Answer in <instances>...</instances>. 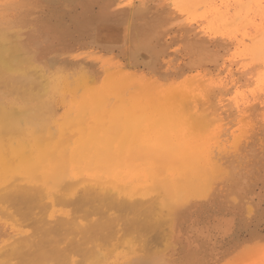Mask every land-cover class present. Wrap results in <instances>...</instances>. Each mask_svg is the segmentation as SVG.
Wrapping results in <instances>:
<instances>
[{
  "label": "bare ground",
  "instance_id": "obj_1",
  "mask_svg": "<svg viewBox=\"0 0 264 264\" xmlns=\"http://www.w3.org/2000/svg\"><path fill=\"white\" fill-rule=\"evenodd\" d=\"M139 1L138 5H135L134 2L130 1L126 3L125 0H0V180H6L11 174L13 175V173L16 172V175L17 173L22 175V179H19V174L17 177L13 176L16 178V181L19 179L21 182H23V180H25V182L27 180L34 182V180L39 181V179H41L43 182H50L57 186L62 183L64 179H68L66 175L68 171L70 172L68 169L70 167L72 170H75V172L71 182H69L70 180L65 182V184H68L69 191L66 192L67 190H64L67 188H64L63 183L64 189L60 188V191L62 189L65 192L61 191L60 194L62 195L56 194L55 187L54 192L56 195H60L59 200L74 205L73 208L77 210L80 209V212L81 209L86 211L90 209L92 212L102 214L100 218H97V215L95 218L92 217L93 219L87 220V223H82V220L80 222L78 217L75 216L77 213L73 212L74 216L68 214L62 217L60 215V217L58 216L56 219H53L54 216L52 215L49 219H40V223L37 221L39 224L36 226L37 228H35L37 230V234L35 235L37 237L34 236L35 240L32 239L31 235H28L30 233H27L28 228H26L27 235H25L24 238L17 240L15 243L11 241L13 245L11 247L9 245V249L5 250L3 248L5 251H0V255L3 254L2 256L5 258L14 256L15 258H19L24 264H52L54 261L58 262V264H70L72 260L75 259L71 253H79L82 259L86 261L90 258L95 259L96 250L91 247H86L87 245L85 246L84 243H90L95 239L97 241L99 239H104L106 241V239L118 233V230L122 231V226L120 229L117 228L116 221L119 224V216L117 215L123 214L124 212L135 214L127 221L126 230L129 233L130 231L140 232L143 229H157V235L159 237L163 236L164 240L167 238L172 250H170L171 252L169 251L171 253L170 255L163 254L165 250L170 248L169 246L168 249L162 252V255L149 248H146V250L144 249V251L141 250V252L138 250V252L134 251V249L130 251L132 252L131 255H121L123 258L122 264H217L223 256L227 258V255H229V257H231V254H234L233 252H235L236 249L238 250L239 248V250L241 249L242 251L245 246H247V241L245 243L242 241L245 239H240V225L237 221L242 222L243 227V223H246L247 218L252 219L257 216L261 210H264V168L254 174L247 171L246 164L242 163L241 170L237 174L230 170L226 172L227 176L232 174V176L234 175L236 178H226L227 176H225L226 180H224L221 178L222 176L219 177L225 181L224 187L214 192H212V190H214L212 189L209 191L211 192L210 194L208 192L209 195L207 194L208 197L205 199L192 200L190 197L193 195L191 194L192 188L194 186V188H196V186L204 183L209 174L212 177L218 175L223 169L227 170L225 169L227 168L225 167L226 161L222 162L221 159H215L214 153L220 147L219 144L214 143V139L216 135H218V132L215 130V132L210 134V130L212 128V130H214L215 127H220V123L226 118V110L229 108L226 107L227 109L224 110V107L227 106L228 103H224L223 100L222 102L225 106L223 104H217L216 99L215 102H213L214 92H223L229 87L231 90V87L238 86L240 82V76L238 77L239 73L237 74L233 70V64L231 65L233 69L229 67L231 59L225 57L229 52L227 47L234 44L235 39L238 40L240 45L242 44L244 46L243 50L247 53H258L264 57V0H175L177 5L186 12H192L194 8H205V10H203V12L205 11L204 15L203 13L200 14L203 18L205 17L210 21V25H206L214 29L217 34L219 33V35L230 39L229 44L227 43L226 45L223 43V40L222 42L219 39L212 42L208 33L209 31L204 29L196 30L193 26V21L197 18L188 21L184 17L171 16L168 14L169 12H166L167 10H163L164 7L159 11L157 7V2L159 0ZM222 25H231V27L234 26L235 28L228 30ZM238 37H240L242 43H240ZM110 68L113 69V72L118 74L119 77L117 78H119V82L126 81L123 83L126 84L124 85L126 88L119 86V89L122 88L121 90L123 92L121 93L118 91V93L121 94L120 96L123 97V95H126L128 91L126 89H131L132 86L133 88L131 90H135V87L138 86L139 88L137 87V89L142 91H139L140 102H136V100V104L129 100V103L133 104V110L136 109L135 111L138 114L140 110L141 113L144 112L142 116H145V112L147 113L149 109L161 110L162 113L163 111H169V115H171V113L174 114V118L170 116L173 120L169 124L166 134L156 137V142H154L153 145H148L146 143L151 151L146 150L142 154H139L141 158L137 160L136 166L133 160L135 158H129L133 160H131L132 163L130 164L133 165L134 163L135 167L134 169L128 168L125 171L122 178L124 182L121 183L122 189H120L119 186L117 188L112 187L113 184L111 182L114 183L115 181L109 179L110 182L108 178H106L107 182L109 181L112 185H109L110 187L104 185L103 181L106 182L104 179L101 181L102 183L97 179L98 183L96 184L97 181H94L92 175H89L88 179L84 177L83 179L79 178L84 174L80 171H88L89 167L91 168L92 166L91 164L96 160L95 157H100L102 153L105 154L104 161L107 160L103 166L108 165L110 163L109 160H113L116 157L118 158V155L113 157V159L108 158L111 152L116 154L114 150L111 151L110 154L107 149V153L104 150L105 153L102 151L100 156L96 154L100 152L101 146L99 149L97 146L99 142L94 146L90 140V136L96 133L93 132L96 126L94 124H100V126H102L101 124L104 123V121H102L103 118L98 121V117H100L101 114L103 115L104 112L106 115L111 111L115 112L121 109L122 113H124L123 109H127L128 112L131 110L132 114L134 112L130 107L131 105L128 103L126 104L124 101L128 96H124V99L120 97L121 100L118 97L119 99L116 100V102L120 100L121 105L118 103L115 104V101L113 102L114 97L108 96V93L110 94L113 92L107 91L108 89L106 91L103 89L106 85H104L103 88L96 89L89 87L90 83L91 85L97 83L96 79L102 74L100 73L102 69H106L110 72ZM67 69L76 70V72L80 70L81 76L89 81L87 82L89 84L85 87L89 89V91H86L89 100L87 101L88 105L84 107L80 102H77V96H80L78 93V95H73L76 99L70 101L69 113L76 115L82 113L81 119L78 117L79 119L75 121L76 123L72 120L73 123H75L74 126H76L75 129L73 128L74 130H71L73 124H69L70 127H68L67 124H64V127H53V125H51L50 119L54 120L52 116H54L56 106L53 103L52 107L51 100H44L43 95V93L45 94L48 88H50L48 84L52 83L53 86H58L55 82L56 79L61 78V81L64 80L69 84L65 78L67 74L63 75ZM129 69H131L132 72H130ZM145 70H147L148 73L152 72L156 78L152 80L149 77L147 78L146 75L144 77V75L138 73ZM147 71L145 73H147ZM113 72L111 73L114 75ZM71 76L74 75L71 74L70 78ZM176 76L184 79L179 86H176V82L174 83V81V84L164 83L165 81L177 79ZM40 77L43 79L45 78V83L48 81V84H43V87H41V82L44 80L39 79ZM80 80L79 78V81ZM111 81L114 82V79L112 78ZM114 83L116 85V80ZM127 83L130 86H128ZM261 83L264 84V73L261 76ZM71 84H73V82ZM45 85L48 86L46 87ZM36 87L42 89L46 87V91H43L40 95L36 92ZM113 88L115 87L113 86ZM79 89L81 91V88ZM116 89L118 88L116 87ZM205 90L209 91L208 94L203 93ZM212 91L214 92L212 93ZM135 92L132 91L130 94L134 96L133 94H136ZM128 93L129 92H127V94ZM136 95L134 96L135 98H137ZM207 95H209L210 100L207 98ZM252 95L256 97H254V102L252 104L250 103V107L253 108L255 106L256 108L259 102L258 100L262 99L264 93L262 92L261 96L255 95V93ZM247 96L250 97L248 94ZM163 98L170 99V103L167 104L162 102L161 99ZM225 100L226 99H224V101ZM232 100L233 99H231V101ZM123 103L130 105L128 106L130 109L128 107L121 108L123 107ZM134 103L136 105H134ZM250 104L248 103L247 106ZM236 105L239 107L238 101ZM149 112L151 113V111ZM129 113L131 114V112ZM128 114L127 119L131 117L130 120H133L132 117H135V114L133 116L129 114V117ZM256 114L259 115V113ZM105 115L103 116L105 117ZM119 115L118 118L120 119L124 114L121 115L120 113ZM139 115L141 116V114ZM261 115L263 116L264 113ZM107 116L108 115H106V118ZM110 117L113 118V116ZM145 120L146 119H143V121ZM116 121L119 120L116 118ZM120 121H123L125 124L123 119ZM140 121H138V123L141 125L142 121ZM54 122L55 121L52 123ZM119 123L120 122H117L115 124H118L120 129L123 128V123ZM129 123L132 125L131 122ZM129 123L127 122V124ZM104 124L102 128H104ZM130 124L126 126L131 127ZM148 124H150V122ZM159 124L162 123L159 122ZM133 125L132 127H134ZM132 127L131 129H133ZM99 128H97V135H94L91 139H96L95 136H99ZM159 128L161 127L159 126ZM135 129L137 128L135 127ZM138 129L140 131L142 130L140 126ZM128 130L129 135L132 130H130V128H128ZM188 130H192V133H189ZM94 131H96V128ZM116 131H118V134L122 132V130L119 132V129ZM140 131H137V134H135H140ZM107 132L108 131H106V133ZM173 132L172 140L170 134ZM118 134L114 136L119 137ZM60 135H65L64 137L68 142V146L63 140L56 139ZM102 135L104 139H106V134ZM107 135L111 134L107 133ZM260 135L263 137L262 134ZM129 136L125 138L128 139ZM139 136L140 135L137 137ZM100 137L102 138L101 134ZM117 137L115 140H117ZM137 137L135 136L134 139ZM247 137L248 136H246V138ZM98 139L99 138H97V141H99ZM134 139L133 143H135ZM100 140L103 143L108 139L105 141L103 139ZM109 140L113 141L111 138ZM146 140L148 139L146 138ZM108 141L106 142L108 143ZM138 141L137 138L136 142ZM245 141L248 143L247 140ZM257 143H259V141ZM91 144H93V146ZM109 144L110 146L113 145L112 142H109ZM237 144H239V141ZM145 145L144 147L143 144L141 146L139 145L140 149L138 146L137 148L141 150L142 147H147ZM122 147L123 149L121 148L119 150H125V146ZM239 147L237 148L239 149ZM257 148L260 147L258 146ZM133 149L134 147L131 148V152L135 151ZM126 152L127 151H125V153ZM123 153L122 151L120 152V157ZM233 156L235 157V155ZM238 156L239 155H237V157ZM103 157L104 156H101V158ZM123 158V160H125V157ZM100 159L99 161H103ZM123 160L121 163H123ZM238 161L236 160L237 163H241ZM125 162H127V160ZM113 164H109L108 167H111ZM251 165L254 166L255 164H250L249 166ZM64 168L67 169V173H65ZM95 168H97V166H95ZM115 168L113 167L112 169ZM232 168L234 167L232 166ZM105 169L106 171L108 170L107 168ZM91 172L93 173V171ZM97 176L98 173L96 177ZM19 180L17 183L15 181L16 184L12 181V186L8 187L10 189L5 188V190L0 187V190H5L0 192V201L18 205L24 215L31 214L35 208V212L37 213V207L41 209L46 208L47 203L44 202V198H49L48 195L50 192H47V189H45V192V190L40 187L43 184L41 185L39 182L38 185L40 186L37 184L33 186L32 183L29 185L28 182V184H20ZM85 182L88 183V185L83 186ZM118 182L120 181L118 180ZM94 184L98 186L96 187ZM80 185L82 186L81 188H79ZM217 185L218 184H216V186ZM127 186L129 188L131 186L133 189H128ZM147 189H150L148 192L149 194L154 192L155 195H151L149 198L144 197L146 194L144 191ZM195 190L193 191L195 192ZM54 192L52 196H54ZM137 194L143 197H136L135 199L134 196ZM233 195L235 196L232 197ZM3 204L2 206L5 207ZM49 204L50 206L54 205L51 202H49ZM59 204L60 202L58 204L55 203L56 206ZM72 205L70 206L72 207ZM245 205H248V208H246L248 212L247 217L242 213ZM11 208L12 206L10 210ZM165 208L166 210H164ZM112 209L113 213L114 209L123 213L117 212L118 214L116 213L115 215L110 212ZM7 211L9 210H6V212ZM12 211H14V209ZM17 212H19V210ZM45 213L46 212H44V217L46 218L45 215L49 214ZM72 213L70 212L71 215H73ZM13 214L14 213H12L11 217H13ZM41 214L42 212L39 215ZM6 215L7 213L5 217ZM262 215H264V211ZM31 218L33 217L31 216ZM9 219L11 218H8V220ZM17 220L19 221V218ZM17 220L13 219L12 221L17 222ZM23 220L25 221V219ZM21 221L22 219H20L19 223ZM84 221L86 220L84 219ZM21 223H23V221ZM262 223L264 224V219ZM10 225L13 224L11 223ZM162 227L164 228L161 229ZM72 233L81 234V238L84 241L80 242L78 238H76L77 241L75 240V242L71 243L70 248L61 246L63 241L71 240L68 239L67 236ZM130 235L126 236L129 237ZM259 236L260 235L256 233L257 241ZM119 237L121 238V236ZM256 238L254 241H256ZM10 239L11 238H9V240ZM97 241L94 242L93 246H95V243L97 244ZM122 243L123 241L120 245ZM244 243V248H240ZM120 245L117 244L116 247H120ZM250 245L252 244L250 243ZM255 245L257 246H251L253 248L255 247V250L257 248V251H259L256 252L257 256H255L261 258L260 255L263 253L261 249L263 248L259 246L260 250H258V244L255 243ZM90 246H92V244ZM99 246L103 247V244ZM26 248L28 249L26 250ZM101 249H98V251H102ZM111 250L113 249L111 248ZM179 250L181 255L175 257ZM252 255L253 253L250 256ZM262 256H264V253ZM99 257H101V254ZM96 260H90L89 262L94 263ZM258 261L259 259H257V264ZM9 263L10 262L7 264Z\"/></svg>",
  "mask_w": 264,
  "mask_h": 264
},
{
  "label": "rangeland",
  "instance_id": "obj_2",
  "mask_svg": "<svg viewBox=\"0 0 264 264\" xmlns=\"http://www.w3.org/2000/svg\"><path fill=\"white\" fill-rule=\"evenodd\" d=\"M134 2L135 3V5H138V3L140 2L139 0H125V2L126 3H128V2ZM175 0H159L158 2H157V7L159 8V11L160 10H162V8H163V10H167L166 12H169L168 14L169 15H171V16H179V17H184V18H186L188 21H191V20H194L193 18H197L196 20H194L193 21V26L196 28V30H200V29H204V30H206V31H209L208 33H209V36L211 37V41L212 42H215L216 40H223L222 42L226 45L227 43L229 44V42H230V39H228V38H225L224 36H222V35H219V33L217 34L216 32H215V30L214 29H212V28H210V26H207V25H210V21H208L205 17L203 18L202 17V15L200 14V13H203V15H204V12H203V10H205V8H202V7H200V9L199 8H194L193 10H192V12H186V11H184L183 9H181L178 5H177V3L175 2ZM161 4V5H160ZM163 4V5H162ZM177 6H176V5ZM171 7V8H170ZM179 7V8H178ZM174 8V9H173ZM173 9V10H172ZM180 9V10H179ZM197 9H198V11H197ZM202 9V10H201ZM177 10V11H176ZM183 10V11H182ZM194 10H196V11H194ZM202 11V12H201ZM176 12H178V13H176ZM198 14H197V13ZM40 13H41V11H40ZM171 13V14H170ZM176 13V14H175ZM192 15H191V14ZM178 14V15H177ZM197 14V15H196ZM200 14V15H199ZM196 16V17H195ZM200 17V18H199ZM238 22V21H237ZM209 23V24H208ZM207 24V25H206ZM229 24H231V25H233L232 23H229ZM231 25H227V26H225V25H222L223 27H225L226 29H228V30H231V29H234L235 27L234 26H232L231 27ZM198 27V28H197ZM210 29H212V30H210ZM222 29H224V28H222ZM222 33V32H221ZM217 36V37H216ZM239 36V35H238ZM238 39L240 40V37H238ZM215 40V41H214ZM237 41V42H236ZM247 41H249V40H247ZM240 43H242L241 42V40H240ZM232 44V43H231ZM237 46V47H236ZM227 49H229V52L225 55V57L226 58H230L231 59V64H230V69H233L237 74H238V77L240 76V82L238 83V86H234V87H231V90H230V87L228 88V89H225L223 92H220V91H212V93L214 92V98H213V102H215V99H216V103L218 104H223L224 106H225V104L224 103H228L227 104V106H225L224 107V110H226L227 108H229V109H227L226 110V118H225V123H224V121H222L221 123H220V127H215L214 128V130H210V134H212L213 132H215V130H217L216 132H218V135H216V138L214 139V143L215 144H219L220 145V147L216 150V152L214 153V156H215V159H221L222 160V162H224V161H226V165H225V167H227V168H225V169H227V170H224L223 169V171H220L219 172V174L218 175H215V176H212L211 177V175L209 174L207 177H206V179H205V182L204 183H202V184H200L199 186H196V188H192V190H191V194H193L192 196H191V194H190V198H192V200H201L202 198L203 199H205L206 197H208V195L211 193V192H209V191H211L212 189H214V190H212V192H214V191H216V190H218V189H220V188H222V187H224V182L225 181H223L222 179H224V180H226V178H229V177H231L232 179H234V178H236V176H232V174H229L228 176L226 175V172L227 171H233V173H235L236 172V174L238 173V172H240V170H241V166L245 163L246 164V169H247V171H249L250 173H254V174H256L257 173V171H261L263 168H264V119H263V117H264V115L262 116L261 114L262 113H264L263 111H264V96L262 97V99H259L258 101V104L256 105V108H255V106L253 107V108H255V109H253L252 107H250L251 106V104L254 102V97H256V96H254L253 97V95L252 94H254L255 93V95H258V96H261V94H262V92L264 93V89H263V87L264 86H262V85H264L263 83H261V76L263 75V73H264V57L262 56V55H260V54H258V53H252V54H249V53H247L246 51H244L243 49H244V46L241 44H239V42H238V40L237 39H235V41H234V44H232V45H230V46H228L227 47ZM244 57V58H243ZM251 57V58H250ZM249 58V59H248ZM261 63V64H260ZM233 64V65H232ZM263 64V65H262ZM231 65H232V67H231ZM236 66V67H235ZM263 67V68H262ZM262 68V69H261ZM70 69H72V68H70ZM260 69V70H259ZM67 70H68V72H67ZM66 70V72H64V74L63 75H65V74H67V76L65 77L66 79H67V81H68V83L70 84H67L66 83V81H64V80H62L61 81V78L60 79H56V84H58V86H53V84L51 83V84H48V81L46 82L48 85H49V87L50 88H48V91L44 94L43 93V95H44V100H47V101H50L51 100V105H52V107H53V103L55 104V106H56V108H55V113H54V116H52L53 118H54V120H52V119H50L51 120V125H53V127H60V126H62V127H64L66 124L68 125V127H70L69 126V124H73L72 126H71V130H74L75 128H76V126H74V124L76 123L75 121L77 120V119H81V116H82V113L81 114H70L69 113V109H70V101L71 100H73V99H76L75 97H73V95H80V96H77L78 97V99H76L77 100V102H80L84 107H86L87 105H88V102L87 101H89L88 100V95H87V92L86 91H89V89H87V88H85L89 83H87V82H89V81H87L88 79H85L83 76H81V73H80V70H78L77 72H76V70L75 71H73V70H69V69H67ZM110 72L109 71H107L106 69H102V71L100 72V73H102L101 75H99L98 76V78L96 79V82L97 83H95V85H91V83H90V85H89V87L90 88H103L104 87V85H106L105 86V88H103V89H105V91L107 90V91H112L113 93H108V96H110V97H114L113 99V102L115 101V104L116 103H118V104H120L121 102H120V100H121V98L120 97H122V96H120L121 94L120 93H118V91L119 92H121V93H123L122 92V88L123 87H125L124 85H126V84H123L124 82H126V81H124V82H119V78H117V77H119L118 76V74L116 73V72H113V69H111L110 68ZM129 71L130 72H132V70L131 69H129ZM147 70H145V71H140V72H138L139 74H142V75H144V77H145V75H146V77L148 78H150V79H152V80H154L155 78H156V76L154 75V74H152V72H149L148 73V71H147V73H145ZM111 72H113L114 73V75L111 73ZM58 74H60V73H58ZM62 74V73H61ZM71 74H73L74 76H71V78H70V75ZM77 74V75H76ZM79 74H80V76H79ZM109 74V75H108ZM149 75H153V76H149ZM36 76V75H35ZM108 76V77H107ZM114 76V77H113ZM116 77V78H115ZM69 78V79H68ZM79 78L81 79L80 81H79ZM112 78L114 79V82H115V80H116V85H115V83L113 82V81H111L112 80ZM176 78L178 79H175V80H171V81H165L164 83H168V84H174L175 82V85L177 86H179V84H182V82L184 81V79H182L181 77L180 78H178L177 76H176ZM39 79H41V80H44L43 78H39ZM71 79V80H70ZM181 79H182V81H181ZM41 80H39V81H41ZM77 80H78V82H77ZM76 81V82H75ZM82 81V82H81ZM108 81V82H107ZM173 81H174V83H173ZM73 82V84H71ZM81 82V83H80ZM128 83H130L129 81H127ZM241 82H243V83H241ZM42 84H41V87H43V84H46L45 83V80L44 81H42L41 82ZM86 83V84H85ZM128 83H127V85H128ZM262 85H261V84ZM110 84V85H109ZM130 84H132V83H130ZM39 85H40V83H39ZM48 85H45L46 87L48 86ZM72 85V86H71ZM76 85H78V86H76ZM123 85V86H122ZM133 85V84H132ZM246 85V86H245ZM258 85V86H257ZM260 85V86H259ZM68 86V87H67ZM74 86V87H73ZM82 86H83V88H82ZM96 86H101V87H96ZM113 86L115 87V88H113ZM119 86L120 87H122V88H120L119 89ZM128 86H130V85H128ZM137 86V85H136ZM253 86V87H252ZM46 87L44 88V89H42V88H38V87H36V89H37V91L36 92H38V94H42V92L43 91H46ZM66 87V88H65ZM116 87L118 88V89H116ZM135 87V86H134ZM138 87V86H137ZM137 87H135V90H131L132 88H133V86H132V88L131 89H126V90H128L127 92H129L128 94H127V92H126V95H123V97L125 96H128V98L126 99L125 97V99H124V101L126 102V104L128 103V104H130V105H126V104H124L123 103V107H121V108H127L128 106H130L131 108H132V106H133V102H135L136 100V102H140V93H139V89H137ZM248 87H249V89H248ZM251 87V88H250ZM258 87V88H257ZM71 88V89H70ZM76 90H75V89ZM79 88H81V91H80V89ZM126 88V87H125ZM125 88H124V90H125ZM128 88H130V87H128ZM139 88V87H138ZM234 88V89H233ZM244 88V89H243ZM114 89V90H113ZM141 89V88H140ZM259 89V90H258ZM39 90H42V91H39ZM121 90V91H120ZM130 90H131V92L132 91H136L135 93L136 94H139V95H136V94H133L134 96L136 95V97L138 98H135L134 96H132V94H130L131 92H130ZM143 90V89H142ZM229 90V91H228ZM245 92H244V91ZM78 91V92H77ZM237 91V92H236ZM250 91V92H249ZM253 91V92H252ZM259 91V92H258ZM262 91V92H261ZM138 92V93H137ZM140 92H142V91H140ZM208 92L209 91H207V90H205L203 93L204 94H208ZM236 92V93H235ZM78 93V94H77ZM238 93V94H237ZM242 93V94H241ZM40 94V95H41ZM218 94V95H217ZM223 94V95H222ZM240 94V95H239ZM247 94L250 96V97H248L247 96ZM216 95H217V97H216ZM232 95V96H231ZM87 96V97H86ZM248 98H247V97ZM120 98V100L118 101V102H116V100H118L119 98ZM216 97V98H215ZM234 97V98H233ZM241 97V98H240ZM104 98V97H103ZM131 98V99H130ZM207 98L210 100V98H209V95H207ZM221 98V99H220ZM223 98V99H222ZM236 98V99H235ZM238 98V99H237ZM246 100H245V99ZM133 99V100H132ZM224 99H226L225 101H224ZM231 99H233L232 101H231ZM242 99V100H241ZM68 100V101H67ZM75 100V101H76ZM79 100V101H78ZM129 100L132 102V103H129ZM169 100L170 99H167V98H163V99H161V101L162 102H165V103H170L169 102ZM222 100H223V102H222ZM245 100V101H244ZM250 100V101H249ZM237 101H238V104H239V107L236 105V103H237ZM85 102H87V103H85ZM135 102V103H136ZM222 102V103H221ZM242 102V103H241ZM245 102V103H244ZM134 103V105H136ZM210 103V102H209ZM250 104L249 106H247V104ZM49 104V103H48ZM246 104V105H245ZM121 105V104H120ZM247 106V107H245V106ZM126 106V107H125ZM234 106H236V107H234ZM259 106V107H258ZM227 107V108H226ZM129 108V107H128ZM231 108H232V110H231ZM234 108V109H233ZM258 108V109H257ZM261 108V109H260ZM130 109V108H129ZM66 110V111H65ZM132 110H133V108H132ZM136 109H134L133 111V114H132V111L130 110L129 112H131V114H132V116L135 114V117L133 118L132 117V119L133 120H130L131 119V117H129L131 114L128 112V110L127 109H123V112L124 113H122V109L121 110H117V111H115V112H110L109 114H106V115H108L109 116V118H108V116H107V118H106V115H105V112H104V114L103 115H105V117L101 114V116L100 117H98V121H100L101 120V118H103V120L102 121H104V128H102V126H103V124H101L102 126H100V124L98 125V124H94V125H96L95 126V128H96V131H94L95 130V128H94V130H93V132H96V133H93V135H91L90 136V140H91V142L94 144V146H95V144L97 145L98 144V142H99V144L97 145L98 146V148L100 149V146H101V149H100V152L99 153H96V154H99V156L101 155V153H102V151L105 153V151H106V153H107V150H108V152H109V154H110V152L111 151H113L114 150V152H116V154H114L113 152H111V155L108 157V158H112L113 159V157H115V156H117L118 155V158L116 157L115 159H113V160H109L110 161V163H109V161H108V163L109 164H113V162H114V166L113 165H111V167H110V169H109V167H108V165H106V166H103L104 164H105V162L107 161L106 159V161H104V158H105V154H103L102 153V155L101 156H104L103 158H101V156L100 157H95L96 158V160H94V162L91 164L92 166H91V168L89 167V170L88 171H86V170H81L80 172L81 173H84V174H82V176L81 177H79L80 179L82 178L83 179V177L84 178H87L88 179V177H89V175H92L93 176V178H94V181H97V179H98V181H100V183H102L101 181L104 179V180H106V182L105 181H103L104 182V185L105 186H109V185H111V183L113 184V186L112 187H114V188H117L118 186H119V188L120 189H122V182H124L123 181V175L125 174V171L129 168V169H134V167L137 165V160H139L140 158H141V156L139 155V154H142L144 151H151V149H150V147L148 146V145H153L154 144V142H156V137H158V136H160V135H163V134H166V132H167V129H168V127H169V124L171 123V121L173 120V118H174V114L173 113H171V115H169L170 114V112L169 111H163V113H162V111L161 110H153V109H149V110H147V113L145 112V116H142V114L144 113H141V111L139 110V109H137V110H139L138 112H140L139 114H141V116L135 111ZM239 110V111H238ZM244 110V111H243ZM251 110V111H250ZM256 110V111H255ZM85 111H87V110H85ZM126 111V112H125ZM149 111H151V113H153V114H151ZM236 111V112H235ZM116 112H117V114H116ZM157 112V113H156ZM160 112V113H159ZM231 112V113H230ZM232 112H233V114H232ZM244 112V113H243ZM247 112V113H246ZM249 112V113H248ZM252 112V113H251ZM260 112H261V114H260ZM121 113V115H123V116H121V118L125 121V124H124V122L122 121H120V120H122L121 118L119 119L118 117L120 116L119 114ZM130 115H129V114ZM149 113V114H148ZM243 113V114H242ZM256 113H259V115H257ZM125 114H126V116H125ZM127 114H128V117H129V119H127ZM137 114H138V116H137ZM151 114V115H150ZM156 114V115H155ZM158 114V115H157ZM166 114H167V117H166ZM231 114V115H230ZM237 116H236V115ZM116 115V116H115ZM163 115H164V117H163ZM236 116V118H235V116ZM239 115V116H238ZM75 116V117H74ZM110 116H113V118L112 117H110ZM115 116V117H114ZM152 116V117H151ZM170 116H172V117H170ZM257 116V117H256ZM79 117V118H78ZM137 117V118H136ZM142 117H144V118H142ZM150 117H151V119H150ZM154 117H157V118H154ZM248 117V118H247ZM260 117H262V118H260ZM68 118V119H67ZM115 118V119H114ZM116 118H117V120H119V121H116ZM162 118H163V120H162ZM239 118V119H238ZM245 118V119H244ZM251 118V119H250ZM260 120H258V119ZM67 119V120H66ZM70 119H71V122H70ZM106 119H108V120H106ZM114 119V120H113ZM143 119H146L145 121H143ZM252 119H253V122H252ZM255 119V120H254ZM69 120V121H68ZM75 122V123H73V121ZM142 121V123H141V125L138 123V121ZM149 120H151V121H149ZM155 120V121H154ZM53 121H55L54 123H52ZM105 121H107V122H105ZM108 121H109V124H108ZM111 121H113V122H111ZM140 121V122H141ZM164 121V122H163ZM256 121H257V123H256ZM68 122V123H67ZM110 122H111V124H110ZM117 122H120L119 124H121V123H123V125H122V127L123 128H119L118 127V124H115V123H117ZM127 122L129 123V122H131L132 123V125H133V123H134V127H132V125L130 124V126L133 128V129H131V127H128V126H126V125H129V124H127ZM144 122V123H143ZM150 122V124H148ZM154 122V123H153ZM159 122H161L162 124H159ZM242 122V123H241ZM58 123V124H57ZM106 123H107V125L109 126H107L106 125ZM139 125H138V124ZM152 123V124H151ZM236 123V124H235ZM263 123V124H262ZM65 124V125H64ZM138 126H137V125ZM143 124V125H142ZM223 124V125H222ZM252 124H253V126H252ZM258 124H259V126H258ZM97 125H98V127H97ZM106 125V126H105ZM112 126V127H111ZM113 126H115V127H113ZM139 126L141 127V131L138 129L139 128ZM145 126V127H144ZM154 126V127H153ZM159 126L161 127V128H159ZM222 126H224V127H222ZM236 126V127H235ZM249 126V127H248ZM257 126V127H256ZM260 126H261V128H260ZM263 126V127H262ZM101 129H100V128ZM112 128V130H111V128ZM118 127V128H117ZM135 127L137 128V129H135ZM144 127V128H143ZM150 127H151V129H150ZM155 127H156V129H155ZM222 127V128H221ZM232 127V128H231ZM253 127V128H252ZM255 127V128H254ZM74 128V129H73ZM97 128H99V136L97 137V136H95L96 137V139L95 138H93V139H91L94 135H97ZM110 128V129H109ZM115 128V129H114ZM119 129L120 131L119 132H121V130H122V132L121 133H119L118 134V131H116L117 129ZM128 128H130V130H132V131H130L131 133V137L128 135V133H129V130H128ZM158 128H159V130H158ZM251 128V129H250ZM104 129V130H103ZM107 129V130H106ZM151 130V132H150V130ZM153 129H154V131H153ZM161 129H163V130H161ZM235 129H237V130H235ZM255 129V130H254ZM102 130H103V132H102ZM112 132H111V131ZM135 130H137V131H140V134H138V135H140L139 137H137L138 135H136L137 134V131H135ZM144 130V131H143ZM146 130V131H145ZM246 130H248V131H246ZM255 132H253V131ZM260 130V131H259ZM263 130V131H262ZM106 131H108L107 133L108 134H111V135H107V133H106ZM113 131H115V132H113ZM154 133H153V132ZM189 131V133H192V130H188ZM238 131H239V133H238ZM111 132V133H110ZM156 132V133H155ZM160 132V133H159ZM228 132H229V134H228ZM261 132V133H260ZM112 133H115V134H112ZM136 133V134H135ZM144 133V134H143ZM183 133H184V131H183ZM233 133V134H232ZM235 133V134H234ZM248 133V134H247ZM251 133V134H250ZM259 133V134H258ZM100 134H101V136H102V138L100 137ZM102 134H106L105 135V138L106 139H112L113 141L116 139V137L114 136V135H117L118 134V136L119 137H117V140H115V142L113 143V141H108V140H106V139H104V137H103V135ZM134 134H135V136L138 138V142H136L137 141V138H135L134 139ZM150 134V135H149ZM153 134V135H152ZM174 134V132L172 133V134H170V138L173 140V135ZM240 134V135H239ZM242 134V135H241ZM260 134H262L263 135V137L260 135ZM251 135H254V136H251ZM65 135H60V136H58L56 139H61V140H63V142L65 143V144H67V146H68V142L65 140V137H64ZM123 136V137H122ZM127 136H129L128 137V139H129V142H128V139H126L127 138ZM246 136H248L247 138H246ZM260 136V137H259ZM62 137H64V138H62ZM114 137H115V139H114ZM126 137V138H125ZM141 137V138H140ZM231 139H230V138ZM259 137V138H258ZM97 138H99L98 140L99 141H97ZM140 138V139H139ZM146 138L148 139V140H146ZM252 138V139H251ZM100 139H103L104 141L106 140V141H108V143L106 142H103L102 143V141L100 140ZM133 139H134V142L135 143H133ZM233 139V140H232ZM254 139V140H253ZM257 139V140H256ZM125 140H126V145H125ZM242 140V141H241ZM244 140V141H243ZM245 140H247V142L248 143H246V141ZM253 140V141H252ZM94 141V142H93ZM97 143H96V142ZM101 141V142H100ZM230 141V142H229ZM238 141H239V144L240 145H242V146H240L239 144H237L238 143ZM251 141H252V143H251ZM256 141V142H255ZM259 141V143H257ZM69 142H71V141H69ZM90 142V143H91ZM109 142H112V146H110V144H109ZM151 142V143H150ZM261 142V143H260ZM72 143V142H71ZM133 143V144H132ZM148 145H147V144ZM228 143V144H227ZM244 143H245V145H244ZM254 143V144H253ZM257 145H256V144ZM262 143H263V145H262ZM93 144H91L92 146H93ZM103 144H106V145H103ZM108 144H109V147L111 148H109L108 147ZM115 144V145H114ZM122 144V145H121ZM137 144V145H136ZM143 144V147H144V145L145 146H147L146 148H143L142 147V149L141 150H139L140 148H139V145L141 146ZM252 144V145H251ZM69 145H71V144H69ZM237 145V146H236ZM240 147H242V148H240ZM261 145H262V147H261ZM97 146H96V148H97ZM106 146H107V148H106ZM120 148H119V147ZM122 146H125V150H119V149H123V147ZM137 146H138V148H137ZM230 146V147H229ZM260 147V148H257V147ZM105 147V148H104ZM134 147V149L133 150H135V151H133V152H131V148H133ZM237 147H239V149L237 148ZM109 148V149H108ZM126 148H127V150H126ZM148 148V149H147ZM261 148H262V150H261ZM107 149V150H106ZM139 151H138V150ZM243 151H242V150ZM251 151H250V150ZM105 150V151H104ZM117 150H119V151H117ZM137 150V151H136ZM241 150V151H240ZM259 150V151H258ZM122 151V153H123V151H124V153L123 154H126V155H123V157H125V160H123L124 158L122 157V155H121V157H120V152ZM125 151H127L126 153H125ZM153 151V150H152ZM221 151V152H220ZM250 152V153H248V152ZM137 152V153H136ZM140 152V153H139ZM254 152V153H253ZM112 153H113V155H112ZM118 153V154H117ZM132 153V154H131ZM128 154V155H127ZM129 154H131V155H129ZM256 154V155H255ZM261 154H262V156H261ZM139 155V156H138ZM226 157H224V156ZM233 155H235V157H237V155H239L237 158H235ZM259 155V156H258ZM112 156V157H111ZM234 158H233V157ZM127 157V158H126ZM132 157V159L133 158H135V159H133L134 160V162L136 163L135 164V166H134V163H133V165L132 164H130V163H132L131 162V160L132 159H129V158H131ZM222 157H223V159H222ZM232 157V158H231ZM241 159H240V158ZM244 157V158H243ZM254 157V158H253ZM257 157H259V158H257ZM102 159L103 161H99V159ZM228 158H229V160H228ZM100 159V160H101ZM118 159V160H117ZM120 159V160H119ZM123 160V163H121L122 162V160ZM233 160V163H232V160ZM260 161H259V160ZM127 160V162H125ZM132 160V161H133ZM136 160V161H135ZM228 160V161H227ZM236 160L238 161V160H240V161H238V162H241V163H237L236 162ZM247 160V161H246ZM252 160V161H251ZM112 161V162H111ZM235 161V162H234ZM100 162H102V163H100ZM227 162H229V163H227ZM231 162V163H230ZM253 162V163H252ZM255 162V163H254ZM260 162V163H259ZM121 163V164H120ZM243 163V164H242ZM101 164V165H100ZM126 164V165H125ZM236 164H238V165H236ZM250 164H255L254 166H249ZM263 166H262V165ZM125 165V166H124ZM132 165V166H131ZM95 166H97V168H95ZM101 166H102V168H101ZM130 166V167H129ZM230 168H229V167ZM232 166L234 167V168H232ZM256 166V167H255ZM115 168V169H112V168ZM118 167V168H117ZM236 167H238V168H236ZM260 167V168H259ZM67 168V167H66ZM66 168H64V170H65V173H67L66 171H67V169ZM101 168V169H100ZM104 168V169H103ZM105 168H107L108 170L106 171V169ZM232 168V169H231ZM252 168H254V169H252ZM69 170H70V172L68 171V173H67V175H66V178H68V179H64L63 181H62V183H60L59 185H53V183H48V182H43V180H41V179H39V181L38 180H34V182L33 181H26L25 182V180H23V182H21V180H19V179H22L21 178V174H19V173H17V175L15 174L16 172H14L13 173V175L11 174L6 180H0V187L3 189H7L8 187H10V186H12V183L14 182L15 183V177H17L18 176V174H19V183L21 184H23V183H26V184H28L29 183V185H31V183H32V185L34 186V185H38V182H39V184H43L42 186H40V185H38V186H40L43 190H45V189H47V192H50V194L48 195L49 196V198H44V202L45 203H47L46 204V208H44V209H41V208H39V207H37L38 208V210H37V213L35 212L36 211V208L33 210V212L31 213V214H29V215H24L22 212H21V208L18 206V205H16V204H12V203H8V202H2V201H0V206H2V204L3 205H5V207L4 206H2V207H4V208H2V207H0V211H3V212H0V229H1V231H0V236H2V237H0V251H5L6 249H9L13 244L11 243V241L13 242V243H15L17 240H19V239H21V238H24V236L25 235H27V233H30V234H28V235H31L32 236V239L33 240H35V237H37V236H35L37 233V230L35 229V228H37L36 226H38V224L40 223L39 221H40V219H49V217H52V215L54 216L53 217V219H56L58 216L60 217V215L62 216V217H64L63 215H70V216H74V214L73 213H77V214H75V216L76 217H78V220L81 222V220H82V223H87V220H89V219H93V218H95L96 217V215H97V218H100L101 217V213H96V212H92V211H90V209H89V211H86V210H84V209H81V212H80V209H76V208H73V206L74 205H72V204H70V203H68V202H63V201H61V200H59V197H60V195H62V194H60L61 193V191H64V190H67L66 192H68L69 190V188H68V184L66 183L65 184V182L68 180H70L69 182H71V180H72V178H73V176H74V172H75V170H72L70 167L68 168ZM234 169V170H233ZM250 169V170H249ZM256 169V170H255ZM95 170V171H94ZM98 170V171H97ZM91 171H93V173L91 172ZM100 171V172H99ZM103 171V172H102ZM110 171V172H109ZM119 171V172H118ZM252 171V172H251ZM90 172H91V174H90ZM109 172V173H108ZM89 173V174H88ZM96 173V174H95ZM97 173H98V176L96 177V175H97ZM100 173V174H99ZM95 176H94V175ZM253 174V175H254ZM13 176H15V177H13ZM222 176V177H221ZM225 176H227L226 178H225ZM12 177H13V180H12ZM110 177V178H109ZM211 177V178H210ZM219 177H221V178H219ZM10 178V179H9ZM101 178V179H100ZM106 178H108V180L110 179V180H112V181H115L114 183L113 182H111L110 180V182L111 183H109V181L107 182V179ZM112 178V179H111ZM116 178V179H115ZM214 178V179H213ZM218 179V180H217ZM231 179V180H232ZM10 180V181H9ZM15 180V181H14ZM17 180V181H18ZM118 180L120 181V182H118ZM213 180V181H212ZM221 180V181H220ZM13 181V182H12ZM17 181H16V183H17ZM98 181L96 182V184L98 183ZM216 183H215V182ZM218 181H219V183H218ZM28 182V183H27ZM221 182V183H220ZM7 183V184H6ZM11 183V184H10ZM15 183V184H16ZM63 183H64V188L66 187L67 189H64L63 188ZM86 183V182H85ZM83 183L82 185L83 186H85V185H88V183ZM214 183V184H213ZM20 184H18V185H20ZM96 184H94L96 187L98 186V185H96ZM121 184V185H120ZM209 184H210V186H209ZM216 184H218L217 186H216ZM14 185V184H13ZM44 185H46V186H44ZM60 185H62V186H60ZM100 185V184H99ZM203 187H202V186ZM60 186V187H59ZM44 187H46V188H44ZM55 187H56V191H55ZM59 187V188H58ZM82 186L80 185L79 186V188H81ZM110 187V186H109ZM124 187H126V186H124ZM204 189H202V188ZM211 187V188H210ZM212 187H216V188H212ZM60 188H63L64 190H62L61 189V191H60ZM127 188L128 189H133V187H131L130 186V188L127 186ZM199 188V189H198ZM201 188V189H200ZM208 188V189H207ZM5 189V190H6ZM8 189H10V188H8ZM126 189V188H125ZM196 189V190H195ZM5 190H0V192H2V191H5ZM42 190V191H43ZM48 190H51V191H48ZM57 190H58V192H57ZM150 190V189H149ZM149 190L147 189V190H145L144 192H146V194H145V196L144 197H146V198H149L151 195H155V193L153 194H149L148 192H149ZM193 190H195V192L193 191ZM197 190H198V192H197ZM56 192V194L58 193V194H60V195H56L55 194V192ZM138 191H140V190H138ZM142 191V190H141ZM202 191V192H201ZM44 192V191H43ZM45 192H46V190H45ZM54 192V196H52L53 193ZM65 192V191H64ZM63 192V193H64ZM208 192H209V194H208ZM198 193V194H197ZM65 194V193H64ZM208 194V195H207ZM138 195V196H137ZM136 196H134L135 197V199H136V197L137 198H140V197H143L142 195H140V194H137ZM196 195H199V196H196ZM55 196H57V197H55ZM235 195H233L232 197H234ZM53 197V198H52ZM231 197V198H232ZM57 198V199H56ZM58 200V201H57ZM49 202H51V203H53L54 205H52V206H50V204H49ZM60 202V206H61V208H60V206L59 205H55V203L56 204H58ZM2 203V204H1ZM8 203V204H7ZM68 204V205H67ZM10 205V206H9ZM67 205V206H66ZM70 205H72V207L70 206ZM6 206H9V207H6ZM12 206V208L14 209V211H12L13 209L11 208V210H10V207ZM50 206V207H49ZM55 206V207H54ZM69 206V207H68ZM48 208H50V209H48ZM71 208H72V210H71ZM84 208H87V207H84ZM246 208H248V205H245V207H244V209L242 210V213H243V215L245 216V217H247L248 216V212L246 211ZM9 210V211H7L6 212V210ZM16 209H18L19 210V212H17L18 210H16ZM47 209H48V213H47ZM62 209V210H61ZM5 210V211H4ZM42 210V211H41ZM76 210V211H75ZM164 210H166V208L164 209ZM248 210V209H247ZM65 211V212H64ZM116 211V212H115ZM263 211L264 210H261L260 211V213L257 215V216H255L254 218H252V219H249V218H247V220L249 221H247L246 220V223H243V227H242V222H239V221H237L238 222V224L240 225V239L242 238V239H245V240H242V241H244L245 243H246V241H247V246H245V248H244V245H245V243L244 244H242L241 245V247L240 248H244V250H242L241 251V249L239 250V248H238V250H239V252H238V250L236 249L235 250V252H233L234 254H231V257H229V255H227V258H226V256H223L218 262H217V264L219 263V264H224L225 262H226V260H227V262L225 263V264H255L256 262H257V259H259V261H258V264H264V260H262V259H264V256H262L263 255V253H264V224L262 223V220L264 219V215H262V213H263ZM14 213L13 214V217H11L12 216V213ZM39 212V213H38ZM42 212V214H43V217H42V214L41 215H39L40 213ZM44 212H46L47 214H51L50 216L49 215H45L46 216V218L44 217ZM56 212V213H55ZM70 212L73 214V215H71L70 214ZM87 212V213H86ZM110 212H112L113 213V209L112 210H110ZM117 212H120V211H117L116 209H114V213L113 214H115L116 215V213ZM1 213H2V216H1ZM7 213V215H6V217H5V214ZM18 214V215H16V214ZM34 213H36V214H34ZM45 213V214H46ZM79 213H82V214H79ZM95 215H94V214ZM120 213H123V212H120ZM21 216H20V215ZM55 214H57V215H55ZM59 214V215H58ZM78 214H79V216H78ZM93 214V215H92ZM118 214V213H117ZM4 215V216H3ZM36 215V216H35ZM81 215V216H80ZM92 215V216H91ZM131 215V216H130ZM135 214H133V213H131V212H124L123 214H118L117 216H119V219H118V221H119V224H118V222L116 221V226H118L117 228L118 229H120L121 228V226H122V231H120V230H118V233H115V235H113L111 238H108V239H106V241L104 240V239H102V240H94V241H91L90 243H88V242H85L84 243V245L86 246V247H91V248H94V250H96L95 251V253L97 254H95V259L94 258H90L88 261H86L85 259H82V257H81V255L79 254V253H71L72 254V256H73V258H75L74 260H76V261H74V260H72V262L70 263V264H122L121 262L123 261V258H122V256L123 255H131L132 254V252H130V251H132V250H134V251H139V252H141V250H143L144 251V249L146 250V248H149L150 250H153V251H155L156 253H160V254H162V252L165 250V249H168L169 248V246H170V244L168 243L169 241L167 240V238H165V240L163 239V236L161 237H159L158 235H157V233H158V230L157 229H143V230H141L140 232L139 231H130V233L126 230V226H127V221L129 220V218L130 217H132V216H134ZM16 216H18V217H16ZM31 216L33 217V218H31ZM91 218H90V217ZM11 218L12 220L13 219H15V220H17L18 218H19V221H20V219H22V221H23V223H19V221L17 220V222H18V224H17V222H13L11 219H9L8 220V218ZM23 217V218H22ZM36 217V218H35ZM42 217V218H41ZM93 217V218H92ZM17 218V219H16ZM36 220H35V219ZM38 218V219H37ZM83 218V219H82ZM23 219H25V221L23 220ZM50 219H52V218H50ZM84 219L86 220V221H84ZM1 220H3V221H1ZM30 220V221H29ZM31 220H33V221H31ZM120 220H122V221H120ZM9 221V222H8ZM39 223H38V222ZM27 222H28V224H27ZM5 223V224H4ZM8 223V224H7ZM13 224V225H10V224ZM15 223V224H14ZM24 223H26V224H24ZM122 223V224H121ZM17 224V225H16ZM21 224V225H20ZM23 224V225H22ZM35 224H37V225H35ZM118 224V225H117ZM261 224V225H260ZM25 225H26V227H25ZM29 227H28V226ZM20 226V227H19ZM4 227V228H3ZM8 227V228H7ZM12 229H11V228ZM32 227V228H31ZM25 228V229H24ZM26 228H28V230L26 229ZM164 227H162L161 229H163ZM19 229V230H18ZM23 229H24V232H23ZM7 230V231H6ZM28 232H27V231ZM148 230V231H147ZM19 233H18V232ZM120 231V232H119ZM24 234H23V233ZM27 232V233H26ZM31 232H33V233H31ZM123 232V233H122ZM128 232V233H127ZM132 232V233H131ZM134 232H135V234H134ZM126 235H133V236H126ZM256 233H258L260 236L258 237V241H257V238H256ZM5 234H6V236H5ZM20 234V235H19ZM118 234V235H117ZM11 237H10V236ZM14 235V236H13ZM16 235V236H15ZM70 235V234H69ZM67 236L68 237V239H71V240H66V238H65V242L63 241V245L61 244V246H63V247H67V248H70L71 247V243H73V242H75V240L77 241V239L76 238H78V241H80V242H83L84 240L81 238L82 237V235L80 234V235H78V234H74V233H72L70 236ZM124 235V236H123ZM13 236V237H12ZM35 236V237H34ZM72 236V237H71ZM119 236H121V238L119 237ZM125 236H126V239H125ZM144 236V237H143ZM263 236V237H262ZM6 237V238H5ZM15 237V238H14ZM34 237V238H33ZM80 237V238H79ZM262 237V238H261ZM9 238H11L10 240H9ZM124 238V239H123ZM128 238H131V239H128ZM147 238V239H146ZM256 238V241H254V239ZM259 238H261V239H259ZM16 239V240H15ZM82 239V240H81ZM111 239H114V240H111V244H110V240ZM163 239V240H162ZM5 240H7V241H5ZM116 240H117V242H116ZM120 240V241H119ZM130 242H129V241ZM261 240V241H260ZM263 240V241H262ZM72 241V242H71ZM97 241V244L95 243V246H93L94 245V242H96ZM99 241H100V243H99ZM102 241V242H101ZM113 241V242H112ZM119 241V242H118ZM123 241V243L120 245V243ZM129 243H128V242ZM7 242V243H6ZM108 244H107V243ZM249 242V243H248ZM256 244H258V250H260V247L259 246H262V248L263 249H261V250H263V253H261L262 255H260L261 256V258H259V256H258V258L256 257L257 256V253L256 252H259V251H257V248H256V250L254 249L257 245H255V243ZM10 243V244H9ZM68 245H67V244ZM88 243V244H87ZM98 243H99V245L101 244H103V247L102 246H99L98 245ZM106 243V244H105ZM250 243L252 244V245H250ZM254 243V244H253ZM8 246H7V245ZM17 244V243H16ZM92 244V246H90ZM115 244V245H114ZM117 244L118 245H120V247L118 246V247H116L117 246ZM9 245H10V247H9ZM73 245V244H72ZM144 245V246H143ZM2 246V247H1ZM111 246V247H110ZM251 246H255L254 248L253 247H251ZM100 247V248H99ZM110 247V248H109ZM145 247V248H144ZM5 250H4V249ZM96 248H98L99 250L101 249V248H106V249H101L102 251H98V249H96ZM111 248L113 249V250H111ZM129 248V249H128ZM28 248H26V250H27ZM253 251H252V250ZM129 250V251H128ZM170 250H172V248H171V246H170V248L168 249V250H165L164 252H163V254H166V255H170L171 253V251ZM137 251V252H138ZM170 251V252H169ZM101 252V253H100ZM122 254H121V253ZM168 252V253H167ZM129 253V254H128ZM253 253V255L252 256H250L251 254ZM74 254H75V256H74ZM100 254H101V257H99L100 256ZM162 254V255H163ZM250 254V255H249ZM3 255V254H2ZM2 255H0V264H7L8 262H10L9 264H24V262H22L19 258H15L14 256L13 257H8V258H5L4 256H2ZM122 255V256H121ZM181 254H180V250L179 251H177V253H176V255H175V257H178V256H180ZM233 255V256H232ZM256 255V256H255ZM236 256V257H235ZM248 256H250V257H248ZM2 257V258H1ZM232 257H234V258H232ZM256 257V258H255ZM14 260H13V259ZM98 258H99V260H98ZM101 258V259H100ZM224 258H226V259H224ZM230 258H231V260H230ZM11 259V260H10ZM97 259V260H96ZM95 261L96 260V262H89V261ZM222 260V261H221ZM229 260H230V262H229ZM261 260H262V262H261ZM73 261H74V263H73ZM85 261H86V263H85ZM220 261H221V263H220ZM15 262V263H14ZM19 262V263H18ZM88 262V263H87ZM223 262V263H222ZM58 264V262H55L54 261V263L52 262V264ZM60 264H64V263H60ZM257 264V263H256Z\"/></svg>",
  "mask_w": 264,
  "mask_h": 264
}]
</instances>
